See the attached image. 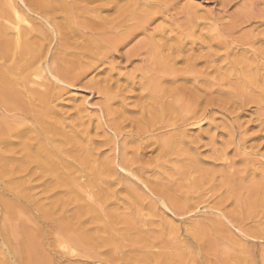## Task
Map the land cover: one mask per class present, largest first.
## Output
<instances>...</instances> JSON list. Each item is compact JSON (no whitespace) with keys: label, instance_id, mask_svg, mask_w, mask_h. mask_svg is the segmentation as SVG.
Here are the masks:
<instances>
[{"label":"bare ground","instance_id":"obj_1","mask_svg":"<svg viewBox=\"0 0 264 264\" xmlns=\"http://www.w3.org/2000/svg\"><path fill=\"white\" fill-rule=\"evenodd\" d=\"M24 1L26 0H20L25 11L20 7L19 9L13 0H2L4 4L0 5L5 7L7 11L4 13L9 16H3L0 22V264H6L5 246L8 237L4 218L8 208L4 199L5 191L14 188L22 177L19 174L42 161L49 165L57 160L64 170L68 169V157L78 161L85 173L95 175L102 184L109 183L110 180L114 182L115 178L117 183L131 185L130 191L125 190L131 199L128 200L129 215H136L138 222L143 212L156 216L160 205L182 217L198 212L203 203H212L209 209L231 224L234 223L242 234L254 239H264V168L260 169L263 163L259 161L264 160V154L255 151L262 143L257 142L260 147L256 143V146L246 145V138L250 139L247 137V128L236 118L234 123L232 121L233 124H229L230 138L222 142L221 147H215V136H209L210 143L202 146L210 145L213 152L211 159L221 161L225 166L217 177L199 166V137L191 140L188 134L189 130L204 123L210 112L208 107L215 104L219 107L221 105L223 111L232 108L229 110L236 117L240 114H236L238 111L235 109L252 104L259 111L260 120L264 124V32L259 31L260 35L256 33L260 38L250 33L257 23L264 24V0H217L225 9L234 4V1H243V4H240L236 19H231L230 24L213 20L211 26L204 28L205 31L203 27L200 29V22H197L199 25L195 24L194 18H199L195 13L181 8L182 13L179 14L181 16L184 13L186 21L177 25V28H184L181 30L186 33L176 32L178 35L171 36L166 35L162 29L147 33L153 16L149 15L146 20L135 16L140 8L137 3H132L133 0H100L106 3L97 7V21L85 18V26L78 27V22H73L76 15L71 20L73 7L56 6L46 0ZM171 2L174 7V2L178 1L159 0L158 4H163L164 7L166 4L167 10ZM26 10L37 18L26 14ZM58 10L63 14L60 13L61 20L55 16ZM109 10L116 17L109 19L101 16L103 11ZM7 12L13 15L14 21L10 20L11 15ZM128 22L131 23L126 24ZM242 25L254 29L236 36ZM198 29L200 33L196 35ZM9 30L14 33V37H8ZM140 34L144 35L143 38L123 54L127 63L137 58L143 66L136 70L138 73L137 76L134 75L135 78L126 80L124 88L121 89L120 85V88L114 90L113 82L110 84L112 79L108 77L102 80L93 78L85 83L103 96L101 106L96 105L100 107L99 112L96 111V115H93L95 120L92 116L84 120L81 116L83 111L78 109V115L68 116L66 122L63 117L60 120L54 109L47 107L54 101L52 98L55 89L60 93L65 86L84 84V78L96 69L97 63L103 64L106 60L119 56L120 49L129 45ZM53 41L55 43L50 48ZM187 43L189 46L185 45ZM204 48H207L206 52ZM216 48L219 52L223 51L219 54L215 51ZM202 49L205 53H201ZM16 55L19 57L14 60ZM180 62L183 67L176 66ZM200 64H203L201 69L198 68ZM212 73L215 75L211 76ZM131 90L134 93L138 91L137 100H129L128 103L126 101L130 93L127 92ZM32 98L36 101V107L39 102L43 108L35 118L38 122L40 120L37 124H43L45 140L39 138L40 134H35V125L33 130L26 126L29 117L36 110L34 103L35 109L31 108ZM99 115L112 136L105 133L101 119H98ZM93 121H97L94 122L95 125ZM92 130L95 135H100V131L103 140H96L95 135L91 137ZM17 144H21L22 148L17 149ZM230 146L234 150L231 158L227 157ZM101 147L108 148V157L100 155ZM254 147L257 148L254 150ZM148 152L155 153V156L150 160L149 157L145 158V161L144 157ZM257 171L260 179L255 180ZM62 174H58L59 179H65L66 176L62 177ZM137 183L143 185L147 192L134 195L140 190ZM207 189L210 195L205 199L207 195L203 194ZM158 204L160 205L157 206ZM85 207L93 221L92 225L100 223L99 215L91 206L82 205L80 209ZM216 217L213 224L222 227L223 224ZM255 219L259 224L245 228L246 221L253 220L255 223ZM132 224L127 223L128 229L135 232V224ZM105 228L106 226L96 228V233L99 234ZM194 229L198 235L203 233L200 227ZM106 230L107 228L104 233ZM89 231L87 239L94 242L95 234ZM140 240L138 238L128 249L119 246L125 250L122 264H146V255L136 252L146 248L138 246ZM207 246L212 247L210 242ZM117 247L114 246L115 249ZM245 253L243 249L240 254ZM166 257H172L173 260ZM160 258L158 264H196L181 255H162ZM228 259L232 264H252L242 256H229ZM116 261L108 263L116 264Z\"/></svg>","mask_w":264,"mask_h":264},{"label":"rangeland","instance_id":"obj_2","mask_svg":"<svg viewBox=\"0 0 264 264\" xmlns=\"http://www.w3.org/2000/svg\"><path fill=\"white\" fill-rule=\"evenodd\" d=\"M13 1L14 3L16 2L15 4L16 6L18 5V8L20 7L21 10L25 11V7L20 2V0ZM26 1L24 2L26 3ZM46 1L56 6L66 5L70 8L73 7V11L70 15H72V21V17H75L76 15V17L74 18L75 20L73 21L74 23L78 22V24L76 23V27L85 26L84 23L86 19H90L94 22L97 21V14H95L98 13L97 7L99 8L101 5L106 3V1L100 0ZM175 1H178L174 2V4H176L174 6L175 10L172 6V2L170 3L172 8L171 6H169L167 10L166 4L165 7L163 4H158L159 0H133L132 3H137L140 8V10H137L135 16H138L139 18H142L144 20H146L149 15L153 16V20L150 21V24L147 27V33H152L154 31L157 32L158 30L162 29L165 30L164 33L166 32V35L168 34L170 36L173 34L178 35L181 32L186 33L185 30L184 32L183 30H181L184 28H177V25L183 24L184 21H186L185 14L183 13L181 16L179 14L180 12L182 13L181 8L189 10L190 13H195L196 17L198 16L199 18H201L200 20L199 18H194V20H196L195 24H198L200 22V25H202L200 26V29L201 27H203L202 29L205 31V27H209L214 23L213 20L218 19L219 23L221 22L222 24H230V22L232 21L231 19H236V13L240 8V4H243V1H234V4H232L235 6L231 4L232 6L230 5L227 9H225L217 2V0ZM0 2V5L4 4L2 3V0H0ZM152 5L154 6L153 8ZM0 8H2V11L0 12L1 22L4 18L3 16H5L6 18H9V16L4 13L7 11L5 10L4 6H0ZM75 8L77 11H74ZM79 9H84V11ZM60 13L61 11H56L55 16L59 18V16L63 15L62 13V15H60ZM7 14L11 15L10 20L14 21L15 18L13 17V15L9 12H7ZM26 14L30 15L32 18H37L27 10ZM115 15L116 14H114L112 10L106 12L103 11L101 14V16L108 17L109 19L112 17H116ZM127 18H129V16H127ZM59 19L61 20V18ZM83 19L84 22H82ZM130 23L131 22H128L126 24ZM257 24L255 29L254 27L252 28L248 25H242L241 27L243 29L240 28L241 31L238 29L236 32V36L247 34V32H249V30L251 29H254L253 32L250 31L252 35H255L256 33H259L260 35L262 31L264 32V24L260 23L258 24V26ZM252 26L255 25L253 24ZM175 28H177L178 30ZM169 29L172 31H170ZM7 33L8 37H14V33L11 30L7 31ZM199 33L200 32L198 29L196 31V35ZM259 35H257V37L260 38ZM106 36H110V34H106ZM143 36L144 35L140 34L129 45L120 49V51L118 52L119 56H114L113 59L110 58L103 64L97 63L96 69L93 72L88 73L84 78L82 82L84 84H78L73 87H64L62 85L64 89L62 88V91L60 90V93L59 90L57 91L55 89L53 91V94L55 96L53 95L52 98V100L54 101L50 102V100V103L49 105L47 104V107L51 110L54 109V113L57 114L58 117L60 116V120H62L63 118L66 119L70 115H78V112H76L78 109L83 111L81 112V116L84 117V120H87V118L91 116L92 118L94 117L93 119L95 120L96 118L93 115H96L95 113L99 112V107L101 106V102H103V96H101V93H98V91H95L94 88L92 90L91 87H87L85 83L93 78L95 80H102L108 77L109 79H112L110 84L113 82L112 84L115 88L114 90H117L116 88H120V85L121 89L124 88L126 80L135 78V76H137L136 73H138L137 69L143 66V64L137 58H134L130 63H127L125 61L123 53L126 52V50L128 51L129 48L131 49L132 45L135 46L137 42H139L143 38ZM184 39L183 41H185ZM54 43L55 42L53 41L50 48L53 47ZM185 45L189 46L188 43ZM205 49L207 48H204V50ZM201 51V53L204 52L203 49ZM206 51L207 50H205V52ZM215 51L219 52L217 48ZM222 51L220 50V52ZM186 54H188V52ZM17 57L19 56L16 55L14 60H17ZM18 64L20 65V63ZM215 65L216 64H214V66ZM176 66L183 67L181 62ZM202 67L203 64L198 65V68L201 69ZM212 75L213 73L211 74V76ZM42 89H40V91L44 92V90ZM127 93L130 94L128 95ZM127 93L126 96L128 95L129 99L126 102H128L129 100L132 102L137 100V90L135 91V93L132 90ZM133 94L135 97L133 96ZM30 101L32 102L31 108H33L34 104V106L36 107L35 99L32 98ZM38 103L36 110H34L35 112L33 111V115L31 114L32 117H29L30 119H32H29L30 122H26V126L31 127L32 129L33 125H35V134H40L41 137L39 138L45 140L43 124L36 123L38 122V120H36V116L38 114L40 115L41 109H43L41 107L42 105H39ZM98 104H100V106L97 107L96 105ZM247 105L243 106V108L241 109H235L236 111H238V113L236 114H240L238 115V117H236L235 114L232 115L233 112H230L229 110L232 108H227L229 110L228 111L226 109L228 111L227 112L225 109V111H223L221 105L220 107L217 104H215V106L211 105L214 108L212 109L211 106L208 107L210 112H208V115H206L205 121H203L204 123L188 131L189 139L192 140L199 137L198 143L200 145L198 146L200 151L198 150L197 158L198 161L200 159L199 166H201V168L209 170L217 177L218 175H220V170L225 169L223 162L213 161V159H211V157H213V152L209 147L210 145L205 147L202 145H204L205 143H210L209 140L211 139L209 138V136H215V147H221V143L227 141L228 138H230L228 131H230L229 129H231V127L229 126V124H233L235 118L237 121L239 120V123L241 122L242 125L247 128V134L249 135H246L247 137H250L251 139V137L254 136V138H252L251 140L246 138V145L254 143L257 144V142L258 144L262 143L260 145L261 147L257 144L260 148L258 149V146L254 147V150L257 148L258 150L256 149L255 151H258L259 154H264L263 120H260L259 111H257L255 106H253L252 104ZM35 107L33 109H35ZM34 113L36 114L34 115ZM98 119H101V122L100 120L97 121H99L103 125L105 133H108V135L112 136V133L105 126V122L103 121L101 115H99ZM34 121L36 124L34 123ZM67 121L68 120L66 119V122ZM97 121H93V124L95 125L96 123L94 122ZM247 122L249 123V125ZM15 127L20 128L22 126ZM38 129L43 133L41 131L40 132L42 134L38 132ZM260 129L262 134L260 133ZM235 133L237 134V132ZM253 133H255V135H253ZM98 134L101 135V132L99 131ZM94 135V130H92L91 137H94ZM100 135H97L96 133L94 138H96V140H103V137H101ZM47 136L50 137V135ZM96 136H100V138H97ZM15 142H18V140H15ZM256 144L254 145L256 146ZM16 147L17 149H20L22 148V145L17 144ZM230 147L231 148L227 153V157L229 158L233 157L234 155V150L232 149L233 146ZM101 148L102 151H100V155H102L103 157L104 155H107L105 157H108V155H110L108 154L110 152L107 151L108 148ZM154 156L155 153L148 152L145 155L144 159L149 157L148 160H150ZM68 159L69 168L65 170L63 165L60 164L57 160L51 162L49 165L44 161H42L38 165H31V167L27 171L19 174L22 175V177L21 179H18L19 181L14 185V188H8V190L5 191L4 199L8 204L7 212L4 215V218L6 220V232L8 236L5 246L6 264H101L102 262H104V264H109L110 261L115 262L116 260H118L116 261V264H122V260L125 259V250H123V248H120L119 246H124L128 249L130 248V246H132L133 243L137 242L136 240L138 238L141 239L138 246L146 248H142L136 252L144 253L146 255V259L144 261L146 264H158V262L161 261V258L159 259V257L162 255L185 256L190 258V260L195 261L196 264H232L233 262L228 259L229 256H242L252 264H260V261H264V239H254L253 237L250 238L242 234L240 230H237L238 227L234 223L231 224L224 218L226 220L225 221L217 212L211 211L209 209V206L212 203L210 205H208L207 203H203L199 206L198 212H192L193 215L192 213H188L182 217L158 204L157 206H160L158 208V213L156 214V216H150L143 212V215L140 217V221L138 222V217L136 215H129L130 210L128 209V205L131 199L130 197H128L130 194L125 190L128 191L130 187H132L131 185H124L123 182L117 183L118 181H116L115 178L114 182H111L113 180H110L109 183L102 184L95 175H92L89 172L85 173V170L82 168V166H79L78 161L73 160L69 157ZM145 161L147 160L145 159ZM259 161L263 163L262 168L259 167L263 170L264 160L260 159ZM62 172L64 173L62 174ZM169 172H172V170H169ZM58 174H62V177L66 176L67 178L64 177L65 179H59ZM85 175L87 176L85 177ZM258 179H260V177L257 171V177L255 178V180ZM105 185H108V187L106 186V188ZM137 185L140 190L138 189L137 193H133L134 195L139 196V194L147 192L144 189L143 185L139 183H137ZM205 192L206 193L203 195H207L205 198L207 199V197H209L210 195V192H208V189ZM126 193L129 195L127 196ZM146 201L148 202V200ZM146 201L144 202L146 203ZM82 205L91 206L99 215L100 223L95 222L92 225L93 221L90 218L91 216L87 211V207L80 209V206ZM215 217L220 219L221 223L223 224L222 227L213 224ZM128 221H130L131 223ZM254 221L255 223L253 222V220L246 221L245 228H252V226H256V223L259 224L258 221L256 222V219ZM127 223L135 224L134 228H136V231L132 232V230H129ZM97 224L98 226H96ZM101 226H106L107 230L104 233V230L106 229L105 228L103 231L97 234L96 228H100ZM195 227L201 228L200 231L203 232L201 233L203 237H201V234L198 235L197 232H195ZM88 231L92 232V234H95V236L93 235V237H95L96 240H101H95L94 242L92 240H88L86 236ZM208 241L212 246L210 248L207 246V244H209ZM116 245L118 247L115 249L114 246ZM243 249H245V255L240 254L241 250ZM261 253L263 254V256ZM260 257H263V260ZM166 258L169 260H173L172 257ZM105 261H107V263H105ZM261 264L264 263L262 262Z\"/></svg>","mask_w":264,"mask_h":264}]
</instances>
